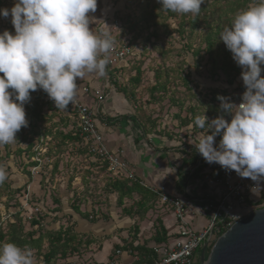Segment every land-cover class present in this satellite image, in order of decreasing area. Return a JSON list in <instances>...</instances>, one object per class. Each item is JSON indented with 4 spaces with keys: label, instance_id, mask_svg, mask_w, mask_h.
Segmentation results:
<instances>
[{
    "label": "rangeland",
    "instance_id": "374dc122",
    "mask_svg": "<svg viewBox=\"0 0 264 264\" xmlns=\"http://www.w3.org/2000/svg\"><path fill=\"white\" fill-rule=\"evenodd\" d=\"M150 1L152 8L155 0ZM232 1L217 2L223 11ZM256 2L257 0H251L246 7ZM13 5L14 0H0V8L10 9ZM138 11L134 0H97V11L88 14L92 21L90 29L97 34L108 31L115 39L116 44L109 57L111 67L124 69L123 73L117 75L118 85H127L128 79L135 75V69L138 68L140 71V82L134 90L135 99H125L124 95L121 93L120 95L131 108V114L142 124L141 132L149 130V134L175 142L193 155V152L197 151L195 145L200 134L205 129L197 127V130L193 131L191 124L182 127L181 122L191 119L192 114L196 113V107L203 111L201 115L204 114L208 122L215 119L218 115L210 116L206 111L211 92L214 90L225 93L224 96L229 97L232 103L237 105L241 103V96L246 91L241 78L242 69L240 68V76L234 84L228 86L225 77L218 70H212V60L217 51L214 50L212 57L208 55L198 35L190 40L187 48L185 44L188 42L181 40L177 34H173L172 38L160 35L155 40L150 36L152 28L142 32H129L124 26L126 19L134 21ZM217 14L216 12L212 16L216 17ZM158 21L159 18L154 16L149 19V23ZM176 22L175 19H169L166 23L175 29ZM5 30L15 34L11 16L6 19L0 17V34ZM186 36L185 32L183 38ZM144 39H147L148 43L145 44ZM122 48L128 49L129 53L120 61L115 59L114 53ZM162 48L170 49L165 55L167 57L165 60L160 56ZM196 51L198 54L194 55ZM261 67L264 68V65ZM158 68L173 71L169 75L167 92L159 94L158 97L161 99H151L149 89L155 84L154 72ZM25 111L28 120V109L25 108ZM43 113L51 114L46 108ZM56 114L58 115L52 119L51 126L54 125L63 134L75 131L69 118L65 127L59 124L60 117H68L65 112ZM37 129L42 132L43 124L37 123ZM54 131L55 129H52V132ZM29 136L28 124V127L16 133L17 142L0 147V163L5 165L8 173L7 180L0 185V234L3 236L0 244L11 243L12 230L9 225H14L15 230H19L20 226L19 234L24 237V245L29 247L31 234L34 239L60 229H70L81 234L82 237L79 236L70 246L74 250L69 249L65 258H60V255L56 254L53 264H95L94 255L102 252L105 243L112 244L113 247L121 245L127 236L129 239L133 238L135 227L138 228L137 242L140 244L143 241L147 247L152 246L150 237L154 235V231L153 227H150L154 225L156 229L159 219L162 221L170 217L172 213L169 209L162 206L159 201H152L148 203L150 209L143 218L137 216L129 218L123 209H132L131 213H137L136 204L140 197L133 195L131 199L123 201L122 207H118L115 195L109 196L106 193V181L108 177H115L114 172L102 173L96 162L82 152L79 143L60 144L58 140H52V145L58 144L61 152L49 155L46 145L49 138H46L43 145L37 141H32V145H29ZM216 144L218 145L217 142ZM118 176L125 177V173ZM75 207H78L82 215L88 217L75 214L73 211ZM191 207L190 204L189 209ZM250 207L252 208H248L247 212L263 208L264 195ZM32 220L37 224L32 225ZM124 226L130 228H123ZM89 239L94 240V243L87 246L85 242ZM48 242V238L44 237L39 249L31 248L34 264H44L43 255L51 249ZM113 247L108 257H111ZM201 249L198 251V258Z\"/></svg>",
    "mask_w": 264,
    "mask_h": 264
},
{
    "label": "clouds",
    "instance_id": "9594fccd",
    "mask_svg": "<svg viewBox=\"0 0 264 264\" xmlns=\"http://www.w3.org/2000/svg\"><path fill=\"white\" fill-rule=\"evenodd\" d=\"M157 2L161 11L195 17L205 0ZM96 11L97 0H14L10 9L0 8V17L11 16L15 32L0 34V147L17 142L16 133L28 127L25 104L31 92L43 90L58 110H66L76 101L78 78L106 75L116 41L108 31L90 29L88 14ZM219 38L242 69L246 91L238 105L218 95L222 114L210 122L204 114L195 117L194 125L205 129L195 147L208 164L255 182L251 191L259 195L264 183V0L235 13ZM7 178L0 163V185ZM0 264H34L33 250L0 244Z\"/></svg>",
    "mask_w": 264,
    "mask_h": 264
},
{
    "label": "trees",
    "instance_id": "16d2710c",
    "mask_svg": "<svg viewBox=\"0 0 264 264\" xmlns=\"http://www.w3.org/2000/svg\"><path fill=\"white\" fill-rule=\"evenodd\" d=\"M137 3L138 6V15L132 21L131 19H126V22L124 26H126V29H128L129 32H142L144 30H148L149 28H152L150 36L153 37L155 40L158 39L160 35L166 37V38H172L173 34H177L181 40H186L188 44H185L187 48H189V42L190 40L198 35L199 39L201 38V41L205 45V52L212 57L214 50L217 51L215 53V58L212 60V70H218L226 79V83L228 86H231L234 84L235 80L240 76V67L237 66V64L232 59V54L229 50H227L224 43L220 40L219 34L223 30L224 27H230L232 19L234 17V14L238 11L244 10L247 7V4L251 2V0H233L229 3V6L221 11L220 5L218 4V0H205V3L201 5V12L198 16L193 17L190 14L186 15H180L172 12H165L161 11L162 5L155 0V2L152 5L151 8V1L150 0H134ZM218 13L216 17H213L212 15L214 13ZM152 16L159 18L158 22L149 23V19L152 18ZM169 19H175L176 22V28H171L166 22ZM187 33L186 38H183L184 33ZM145 40V44L148 43L147 39ZM220 46V47H219ZM160 56L165 60L167 55L170 52V49H161ZM194 55L198 54V51L193 53ZM111 60V59H110ZM124 71V69H114L111 67V64L109 62L106 73L108 75V83L109 87H111V91H114L116 93H121L124 95L125 99H135V93L134 90L137 88L140 82V71L138 68L135 69V75L130 77L128 79L127 85H118V77L117 75L119 73ZM173 70L168 71V69H162L158 68L154 72V79L155 84L153 87H151L149 90L151 92L150 96L151 99H161V97H158L159 94H165L167 92V83L169 80V75L171 74ZM123 73V72H122ZM118 86V87H117ZM11 91V90H10ZM108 91V90H107ZM156 94V95H154ZM225 93H218L216 90L211 92L209 105L207 106V112L210 116L214 115H221L222 112L220 110V101L217 100V96H224ZM31 101L27 104H25V108L28 109V122H29V133L30 136L28 138L29 145H32V141H37L39 144L43 145L46 138H49V143L47 142V148L49 151V155H55V153H60V149L58 147V144L56 146H53L51 141L52 140H58L60 144L65 143H79V145L82 148V152L86 153V155L93 159L97 166L99 167V170H101L102 173L108 171L107 164L102 161L99 158L93 157L92 155L88 154L87 146L85 145L84 138L80 135V132L76 125V117L70 113L68 109L66 110H58L54 104V102H47L45 101L48 95L43 91L38 89L35 92H31ZM46 108L48 112H50V115H46V113H43V110ZM196 113L192 114L191 119L184 120L181 122L180 126L182 127H188L190 124L192 125V130L196 131L197 127L194 125V119L198 115H201L203 111H199L198 107H196ZM65 112L68 117H60V123L63 127L66 126L67 119L69 118L71 120V123L74 127V132H68L66 134L61 133V131L57 130L54 125L51 126L52 119L58 115L57 112ZM191 113H193V109L191 110ZM60 116V115H59ZM217 116V117H218ZM216 117V118H217ZM134 121L137 123V125L141 128V123L137 119L136 116H133ZM225 119L228 121L231 120V117L228 115H225ZM37 123H41L44 126L43 131H39L37 129ZM49 125V126H48ZM147 128V127H146ZM52 129H55L54 132H52ZM144 129V128H143ZM146 130V129H145ZM144 131V130H143ZM144 133H149V130L144 131ZM221 139L220 136L216 137V142L219 143V140ZM25 140V139H24ZM186 155L190 156L189 166L193 168L192 172L189 171L185 174V176L182 177L179 181L182 183L180 187H185L188 180L192 179H199L201 176L200 173L204 169L203 162L201 161L200 156L198 155L197 151L193 152V155L191 153H188L186 150L184 151ZM29 157V156H28ZM204 160V158H203ZM34 164V163H32ZM35 165V164H34ZM223 169L220 167V165H217L213 168V171L211 174L214 175V178H217L220 176V173ZM108 173V172H107ZM29 176V175H28ZM106 193L110 195H115L116 198V205L118 207L123 206V201L126 199H131L133 195H137L140 197V201L136 204L137 207V213H131L132 209L126 210L125 208L123 211L129 218H135L136 216L139 218H143L144 214L148 212L150 209V206L148 205L149 202L152 201H159L158 192H152L150 188H147L140 184L139 181L136 179H129L128 177H119L118 175H115V177H108L106 181ZM260 201V200H258ZM257 201V202H258ZM256 203V202H255ZM255 203H251L252 206ZM252 208V207H250ZM73 211L75 214L80 215L84 218H87L88 215H82L79 212L78 207L73 208ZM32 225H36L37 223L32 220ZM9 228H11L12 233L10 237V242L15 243L18 246L24 247L25 241L24 237H22L20 233V226L19 230H15L14 225H9ZM138 228H134L133 232V238L129 239V236L121 242V245H115L113 247V253L111 254V257H109V261L112 260V258L115 256L116 252L120 253H129L136 257L141 256H151L152 251L151 248L146 246V244H139L137 241L138 237ZM153 231L154 235L151 237L150 240L153 241L152 245H160L162 243H167L170 239L175 238V235L166 236V232L162 226V221L159 219L157 223L156 229H154L153 225ZM224 233V231L222 232ZM221 233V234H222ZM82 235L78 234L76 232H72L70 229L65 230H58L56 232H49L45 235H39L36 239L33 238V235H30V248H36L39 249L40 244L42 242V239L44 237H47L49 240V246L51 249L43 255V262L44 264H53L54 257L56 254L60 255V258H65L67 251L74 250L73 247H70L73 242L77 240V238ZM137 237V238H136ZM3 236L0 234V240H2ZM94 243V240L89 239L86 240L85 244L87 246ZM211 248V247H210ZM210 248H207L205 250V258L208 255V251ZM97 264V263H95ZM108 264V263H106ZM199 264V261L196 263Z\"/></svg>",
    "mask_w": 264,
    "mask_h": 264
},
{
    "label": "crops",
    "instance_id": "0c3cea01",
    "mask_svg": "<svg viewBox=\"0 0 264 264\" xmlns=\"http://www.w3.org/2000/svg\"><path fill=\"white\" fill-rule=\"evenodd\" d=\"M108 78L107 73L103 77L92 73L86 74L82 80L78 78L76 81L79 88L88 87L93 95L100 91L103 92L104 98L101 103L91 97L87 99V104L95 113L98 129L108 151L120 157L126 164L125 176L129 175L139 181L141 185L162 194L182 198L188 209L191 204L192 207L189 210L192 211L188 216L190 225L195 226L196 229L204 227L208 217L202 213L204 204L200 202V197L216 193V188L212 183L215 178L211 173L218 164H208L199 154L204 165V169L200 173L201 176L199 179L188 180L185 187H180L182 183L179 180L193 170L188 163L190 156L186 155L185 150L175 142L159 138L158 135L141 132L126 100L119 93L111 91ZM234 179L235 177L232 178V180ZM261 187L262 191L259 195L251 192L250 198L253 202H257L264 195V183ZM192 215H194V219H192ZM162 226L166 236H171L176 232V222L172 214L170 217L162 219ZM123 228L128 229L130 226ZM140 244H143V241ZM103 247L101 253L94 255L97 264L111 262L108 256L112 250V244L105 243ZM135 258L136 256H129L123 252L115 264H132Z\"/></svg>",
    "mask_w": 264,
    "mask_h": 264
},
{
    "label": "built area",
    "instance_id": "2783aa9c",
    "mask_svg": "<svg viewBox=\"0 0 264 264\" xmlns=\"http://www.w3.org/2000/svg\"><path fill=\"white\" fill-rule=\"evenodd\" d=\"M128 53V49H118L114 57L123 61ZM91 97L101 103L104 95L102 91L93 95L88 87H78L76 101L74 104L70 103L67 109L76 117V125L80 135L84 138L88 154L104 161L108 166V171L114 172L115 175L122 174L126 171V164L120 157L108 151L98 129L95 113L87 104V99ZM46 101L53 102L49 97ZM126 177L133 179L129 175ZM234 177L235 179L232 180ZM212 183L216 188V193L200 197V202L204 204L202 213L208 217L206 225L200 229H193L190 225L188 216L191 215L192 210L188 209L182 198L151 189L152 192H158L160 204L171 211L176 222L177 229L173 234L176 237L167 243L152 245L150 257L145 255L136 257L132 264H196L199 260L197 255L200 248L205 250L210 248L223 231H227L234 223L247 215L249 205L255 203L250 198L251 188L255 186V182L239 177L234 171L226 172L223 169L220 176ZM193 217L194 215L192 219ZM174 253L180 254L179 258L171 259ZM120 254L117 251L113 260L108 264H115Z\"/></svg>",
    "mask_w": 264,
    "mask_h": 264
},
{
    "label": "water",
    "instance_id": "95a60500",
    "mask_svg": "<svg viewBox=\"0 0 264 264\" xmlns=\"http://www.w3.org/2000/svg\"><path fill=\"white\" fill-rule=\"evenodd\" d=\"M199 264H264V207L249 212L222 233Z\"/></svg>",
    "mask_w": 264,
    "mask_h": 264
}]
</instances>
